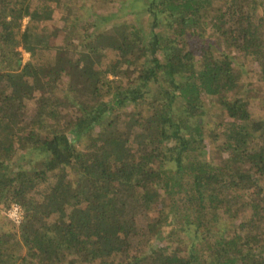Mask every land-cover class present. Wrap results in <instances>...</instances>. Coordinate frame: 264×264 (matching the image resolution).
Here are the masks:
<instances>
[{
    "label": "trees",
    "instance_id": "trees-1",
    "mask_svg": "<svg viewBox=\"0 0 264 264\" xmlns=\"http://www.w3.org/2000/svg\"><path fill=\"white\" fill-rule=\"evenodd\" d=\"M0 264H264V0H0Z\"/></svg>",
    "mask_w": 264,
    "mask_h": 264
},
{
    "label": "built area",
    "instance_id": "built-area-1",
    "mask_svg": "<svg viewBox=\"0 0 264 264\" xmlns=\"http://www.w3.org/2000/svg\"><path fill=\"white\" fill-rule=\"evenodd\" d=\"M26 24H27V19L25 18L22 21L23 28L25 27ZM6 216L13 224L18 226L23 218L21 207L17 204L11 205L6 212Z\"/></svg>",
    "mask_w": 264,
    "mask_h": 264
},
{
    "label": "rangeland",
    "instance_id": "rangeland-1",
    "mask_svg": "<svg viewBox=\"0 0 264 264\" xmlns=\"http://www.w3.org/2000/svg\"><path fill=\"white\" fill-rule=\"evenodd\" d=\"M22 57H23V62H26L29 58L28 54L22 53Z\"/></svg>",
    "mask_w": 264,
    "mask_h": 264
},
{
    "label": "clouds",
    "instance_id": "clouds-1",
    "mask_svg": "<svg viewBox=\"0 0 264 264\" xmlns=\"http://www.w3.org/2000/svg\"><path fill=\"white\" fill-rule=\"evenodd\" d=\"M26 54V53H25ZM5 216H6V213H5ZM6 219L11 223V224H13L8 218H7V216H6ZM13 225H15V224H13ZM17 226V225H16Z\"/></svg>",
    "mask_w": 264,
    "mask_h": 264
}]
</instances>
